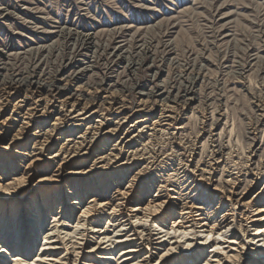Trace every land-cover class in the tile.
I'll return each instance as SVG.
<instances>
[{"label": "rangeland", "instance_id": "rangeland-1", "mask_svg": "<svg viewBox=\"0 0 264 264\" xmlns=\"http://www.w3.org/2000/svg\"><path fill=\"white\" fill-rule=\"evenodd\" d=\"M0 7L5 9L3 14L0 13V50L6 51V54L0 56V66L3 62H16L20 63L17 68L21 69V62L24 61L21 56L24 52L39 46L60 45L59 30L71 28L90 33L94 37V46L79 47L75 54L66 50L65 52L69 53L63 61L58 54L59 57L53 54L50 58L53 62H62L68 75L74 74L82 66L90 65L89 71L81 73L79 78L69 82L71 87H78L79 92L86 95L88 88L106 81L100 93L122 95L130 107L142 96L145 99L141 92H155L158 87L164 91L165 99L169 96L171 100L174 98L171 103L176 108L175 121L173 120L171 126L173 136L166 135L169 139L165 137L164 142L156 141L160 140L159 137L153 140L158 148L154 155L159 158L150 168L143 171L136 184L138 191L143 192L144 196L155 194L158 185H167L163 193L171 192L167 189L174 187L179 192L182 191L181 195L193 197L206 215H212L213 218L220 201V196H216V192L211 190L215 186L226 191L232 188L230 186L234 182L237 197L251 185L250 182L254 178L259 180L255 188L258 190L262 186L263 179L260 178L264 176V0H0ZM8 12L9 16H4ZM94 42L99 44L98 47ZM142 45H150L149 51L144 53ZM134 57L139 64L134 72H131L127 66L128 60ZM61 83H65L64 80ZM188 87L193 90L190 95L186 94ZM161 98L156 93L153 94L148 98L149 108L143 112L153 113L164 101ZM126 112H130V108ZM203 119L204 122L201 121ZM194 143L198 144H195L194 165L203 169L208 168L209 163H214V159L220 160L211 189L204 184L202 187L195 183L194 175L190 173L192 165L188 148L194 146ZM160 145L165 147L161 148ZM165 155L167 157H163ZM3 162L5 164L0 165V174L5 173L4 176L8 179L10 169L14 166L7 160L3 159ZM143 165L138 164V167L135 166L137 168L117 174L110 172L107 173L108 176L95 174L94 177L103 180L102 182L90 179L86 181L85 177L73 179L72 182L74 186L83 185V194L87 195V199L95 196L111 197L115 190L121 187L120 178L126 183ZM182 166L189 174L180 172ZM47 175L46 166H42L30 175L31 183L40 176ZM94 177L91 175V178ZM55 188L53 192L58 195L56 198L59 200L60 190ZM26 209L28 210L29 206L21 205L18 200L7 206L0 204V215L4 218L1 217L0 222H7V228L10 230L8 233L0 232L4 240L5 236L7 237L10 247L9 251L3 254L7 264H18L15 262L17 257L22 258V253L15 249L19 243L12 230L15 223L19 226L31 225V219H27L30 211H24L23 215L27 216L17 221V212ZM51 216H45L43 219L49 228L55 224ZM98 219L94 216L90 226L101 223L104 227H96L98 233L91 239L92 245L98 242L100 248L119 247V252H122L126 247H134L139 241L125 240L127 227L111 235L109 232L112 228L105 229L104 222H98ZM240 224L242 231L238 229L240 226L236 228L232 225L231 231L226 234L227 238L220 237L216 241L222 248L217 249V252L212 238L205 240L204 236L198 233V227L187 234L188 236H182L167 234L158 224H152L147 226L150 229V246L147 250L152 248L158 258L166 249L174 248V251L162 258L165 264H217L218 258L221 259V264H227V258L230 264H235L241 257L249 258L254 250L264 251V243L257 237L245 245L239 243L242 239H233L243 234V231L252 233L244 229L243 221ZM90 226L86 227L87 231H92ZM80 228L83 230V227ZM45 229L46 226L37 231V242L32 254L44 251L40 250L41 244L58 243L59 238H54L58 233L55 231L49 234L52 238L47 239L48 232L44 233ZM59 231V237L63 238L64 231ZM105 235H108V238L98 240ZM127 235H131L130 232H127ZM70 237L73 243L79 242L78 235L67 236ZM188 242L193 245L187 246ZM87 250L85 249L84 254L90 255L91 258L79 260L80 264H135L141 259L128 258L125 254H120L119 259H98L100 254H97V250ZM54 251L56 257L64 256V247L61 245ZM8 253L14 256H8ZM141 255L142 253L140 257ZM12 258L16 260H10ZM50 262L52 260L47 257L43 264ZM260 262H264V258Z\"/></svg>", "mask_w": 264, "mask_h": 264}, {"label": "bare ground", "instance_id": "bare-ground-1", "mask_svg": "<svg viewBox=\"0 0 264 264\" xmlns=\"http://www.w3.org/2000/svg\"><path fill=\"white\" fill-rule=\"evenodd\" d=\"M3 10L5 9L0 7L1 14L4 13ZM8 14L10 12L5 13L4 16ZM59 35L61 44L58 46H39L24 52L21 56L24 59L21 62L23 65L21 69L17 68L20 63L16 62H3L0 66V165L4 163V159L14 166L10 169L11 174L8 179L5 178V173L0 174V204L7 206L18 200V203L29 206V209L17 212V221L27 216V214L23 215L24 211H30L27 219H31L30 226L25 224L19 226L15 223L12 231L19 243L15 249L22 253V258L10 260H16L18 264H43L49 257L52 260L49 264H80L79 260L85 257L91 258L90 255L84 254L85 249H88L87 252L97 250V254H100L98 259L103 257L108 260L116 257L119 259L120 254H125L128 258H141L140 262L137 261L135 264H165L162 258L166 257L170 251H174V248L166 249L158 258L155 257L152 248L147 250L150 246L148 227L152 224H158L167 234L182 236L190 234L198 227V233L202 234L205 240L212 238L216 251L222 249L221 244L216 241L220 237L226 239V234L231 231L232 225L236 228L240 226L238 229L242 231L240 222L243 221L244 229L252 233L243 231V234L233 239L235 241L242 239L239 243L245 245L257 237L264 243V176H260L263 183L258 190L255 187L258 186L259 180L254 178L247 191L240 193L238 197L234 182L230 190L225 191L217 186L211 189L220 160L214 159V163H209L208 168L203 169L194 165L193 158H195L197 143L188 148L189 161L192 165L190 173L194 175L192 176L195 183H199L202 187L204 184L205 187L216 192V196H220L213 218H211L212 215L210 217L206 215L207 213L193 197L181 195L182 191L179 192L174 187L167 189L171 192L163 193L167 185H158L155 194L150 197L146 194L148 198L143 192L138 191L136 184L139 177L159 158L158 155H154L158 149L154 139L159 137L160 140L156 141L164 142L168 138L166 135L173 136L171 126L176 115V108L171 103L174 96L172 100L170 96H167L169 99H165L164 91L158 87L155 92H141L145 99L142 96L134 106L130 107L129 102L122 98V95L100 93L106 81L91 85L92 87L85 92L86 95L84 92L80 93L79 88L71 87L69 82L73 79L75 81L81 73L89 71L90 65L82 66L74 74L68 75L62 62H53L50 58L56 54L55 56L61 55L62 60L69 52L75 54L79 47L94 46L92 44L94 37L90 33H82L71 28L59 30ZM95 45L98 47L99 44ZM149 49L150 45L143 46L144 53ZM66 50L69 52L66 53ZM1 54H6V51L0 50V56ZM128 61V68L134 72L139 64L136 57ZM60 80H64L65 83H61ZM192 92V88L188 87L186 94L190 95ZM155 93L164 101L153 110V113L143 112L149 108V99ZM128 108L130 112H126ZM201 121L204 122V119ZM138 164H144L141 166L142 169L134 173L126 183L120 178L119 187H121H117L118 189L111 197L95 196L87 199V195L83 194L85 190L83 185L74 186L72 182L73 179L80 177H85L86 181L90 179L102 182L103 180L100 181L94 175L108 176L107 173L110 172L117 174L137 168ZM42 166H46L48 175L40 176L31 183L30 175ZM180 172L189 174L183 166ZM91 175L94 178H91ZM55 187L60 190L59 200L56 198L58 195L53 192ZM253 192L254 194L250 197ZM48 215H52L55 222L50 228L43 221ZM94 216L99 218L98 222H104L105 229L112 228L109 232L111 235L127 227L125 240L139 241H135L134 247H126L122 252H119V247L100 248L98 242L92 245L91 239L95 237V233H98L96 227H104L101 223L90 226ZM1 217L4 219L0 215V221ZM44 226H46L44 233L48 232L47 239L52 238L49 234L55 231L59 234V230L64 231L65 238H60L56 234L54 238H59L58 243L41 244L40 250L44 249V251L32 254L37 242V231ZM88 226L92 231L86 230ZM7 227V222L4 220L0 222V232L8 233L10 230ZM80 227H83V230ZM127 232H130V237ZM70 234L78 235L79 242L73 243L70 240L71 237L67 238ZM5 238L4 240V237L0 235V264H7L3 254L10 249L7 237ZM106 238L108 235L98 240ZM58 245L64 247L62 258L56 257L54 251ZM192 245L193 243H187V246ZM141 253L142 257H140ZM8 256L14 255L8 253ZM263 258L264 251L254 250L249 258L241 257L235 264H264L260 262ZM220 261L221 259L218 258L217 264H221ZM226 262L231 263L229 258Z\"/></svg>", "mask_w": 264, "mask_h": 264}]
</instances>
